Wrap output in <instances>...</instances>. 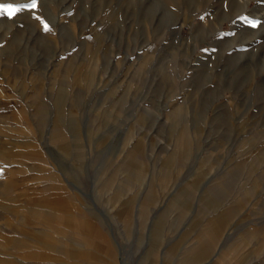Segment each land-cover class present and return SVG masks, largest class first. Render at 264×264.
Wrapping results in <instances>:
<instances>
[{
	"label": "rangeland",
	"instance_id": "1",
	"mask_svg": "<svg viewBox=\"0 0 264 264\" xmlns=\"http://www.w3.org/2000/svg\"><path fill=\"white\" fill-rule=\"evenodd\" d=\"M0 264H264V0L0 15Z\"/></svg>",
	"mask_w": 264,
	"mask_h": 264
},
{
	"label": "snow or ice",
	"instance_id": "2",
	"mask_svg": "<svg viewBox=\"0 0 264 264\" xmlns=\"http://www.w3.org/2000/svg\"><path fill=\"white\" fill-rule=\"evenodd\" d=\"M37 7V0H30V3L20 4H0V15L5 13L9 16L15 15L16 13L25 9H35ZM45 30H48V25H44Z\"/></svg>",
	"mask_w": 264,
	"mask_h": 264
}]
</instances>
